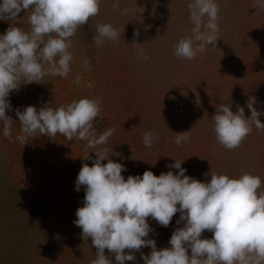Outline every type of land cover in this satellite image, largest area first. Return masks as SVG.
I'll return each mask as SVG.
<instances>
[{
	"label": "rangeland",
	"instance_id": "1",
	"mask_svg": "<svg viewBox=\"0 0 264 264\" xmlns=\"http://www.w3.org/2000/svg\"><path fill=\"white\" fill-rule=\"evenodd\" d=\"M190 2L119 0L120 8L114 11V0H100L99 15L71 38L68 77L21 81L18 90L10 92L6 115L13 121L12 142L0 124V264H91L96 259L91 238L83 240L81 228L73 223L84 197L83 186L77 191L75 181L82 165L91 166L95 151L102 148L108 149L109 159L124 165L125 179L146 170L157 176L176 174L177 169L166 167L176 160L185 175L200 182L210 181L212 173L230 178L250 173L261 178L264 191V131L253 125L234 150L221 146L213 131L220 105L229 104L233 112L242 107L249 118L250 98H255L253 107L264 124V9L254 7L257 0H216V48L184 60L173 50L178 40L193 35ZM124 8L129 9L127 15H122ZM30 14L31 9L15 20H0V35L8 27L29 31ZM99 23L119 29L120 38L96 47L93 36ZM83 58L90 60V70L83 68ZM78 75L81 83L76 85ZM80 98L99 99L95 134L115 128L107 144L89 148L87 141H67L60 135L53 140L37 134L24 145L16 139L21 134L16 110L58 108ZM186 131L190 139L177 146L176 134ZM145 132L159 138L151 147L143 144ZM87 154L91 159H83ZM179 219L177 213L164 227L147 218L153 231L145 239L154 240L157 250L171 247V234L185 223ZM202 238L211 239L212 233L205 230ZM150 252L148 246L125 250L135 259L124 264H144L142 256ZM104 254L117 264L114 254L107 249Z\"/></svg>",
	"mask_w": 264,
	"mask_h": 264
},
{
	"label": "clouds",
	"instance_id": "2",
	"mask_svg": "<svg viewBox=\"0 0 264 264\" xmlns=\"http://www.w3.org/2000/svg\"><path fill=\"white\" fill-rule=\"evenodd\" d=\"M255 8L264 9V0H257ZM113 10L120 8L114 0ZM31 9L29 31L8 27L0 35V124L5 138L12 142V119L6 115L11 109L7 99L10 92L22 84L38 82L45 75L67 78L71 72L73 55L71 38L92 17L99 15L100 0H2L0 20L15 18L21 11ZM193 35L181 38L173 55L193 60L198 54L215 47L219 39V6L216 0H191L188 4ZM129 13L124 8L122 15ZM138 35V33H137ZM48 37L45 40V37ZM121 31L111 24L96 25L93 43L100 47L104 41H116ZM139 45V44H137ZM143 56V50H139ZM146 59V57H145ZM82 66L90 70L91 62L82 59ZM25 83V84H27ZM74 83H81L76 76ZM250 98L247 107L251 116L245 118L244 109L236 112L229 104L218 107L213 116L216 141L226 150H234L252 132V126L264 131ZM99 99L80 98L58 108L27 106L16 110L21 134L16 139L26 144L37 134L55 140L57 135L67 141H87V147L105 145L115 128H106L98 136L94 121L100 117ZM190 131L176 134L174 143L180 146L190 139ZM154 132L143 134V144L151 147L158 141ZM92 165L83 164L75 185L84 188L83 206L77 208L74 224L81 228L82 239L91 238L96 259L91 264H112L105 256L107 249L117 264L134 261L132 251L151 248L142 256L144 264H264V191L259 176L243 173L238 178L211 174L207 183L185 175L181 161L166 167L177 169L154 175L144 171L142 176L122 175L124 165L109 159L108 149L95 151ZM83 159H91L85 155ZM107 160V163L102 161ZM180 214L184 226L170 237L171 247L157 250L154 240L145 239L153 231L147 218L167 227L175 214ZM211 239L202 238L203 232ZM190 249V255L189 250Z\"/></svg>",
	"mask_w": 264,
	"mask_h": 264
}]
</instances>
